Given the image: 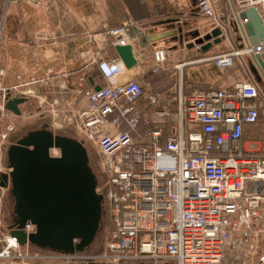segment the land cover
Returning <instances> with one entry per match:
<instances>
[{
    "label": "built area",
    "instance_id": "2783aa9c",
    "mask_svg": "<svg viewBox=\"0 0 264 264\" xmlns=\"http://www.w3.org/2000/svg\"><path fill=\"white\" fill-rule=\"evenodd\" d=\"M241 11L254 7L264 20V0H236ZM10 0L0 13V55L5 17ZM221 0H204L202 15L221 24ZM244 21H248L245 19ZM132 20L108 28L100 40L127 45ZM94 38V35L92 34ZM99 41V40H98ZM200 51V46L195 47ZM264 42L244 44L212 56L220 68L232 67L237 58L261 54ZM98 52L89 55L101 59ZM154 73L168 58L165 49L154 53ZM97 58V59H96ZM101 60L103 66H106ZM182 64L177 68L182 71ZM166 68V67H164ZM3 69L0 64V76ZM23 83L0 81V212L9 187L8 148L16 134L18 116L7 108L10 98L26 97ZM89 104L80 113L81 132L102 157L100 169L108 221L103 254L63 253L34 249L0 230V260L10 264L81 262L100 264H219L229 257L234 264H264V149L247 150L242 143L246 124H256L264 109V97L250 78L231 89H196L181 92L177 110L160 105L164 94L136 80L89 89ZM150 114L156 123L142 131ZM166 118L169 124L164 123ZM13 136V138H12ZM60 150L50 149L52 156ZM254 183L247 191L246 182ZM5 223L0 213V228ZM26 233L36 231L30 221Z\"/></svg>",
    "mask_w": 264,
    "mask_h": 264
},
{
    "label": "crops",
    "instance_id": "0c3cea01",
    "mask_svg": "<svg viewBox=\"0 0 264 264\" xmlns=\"http://www.w3.org/2000/svg\"><path fill=\"white\" fill-rule=\"evenodd\" d=\"M203 1L10 0L4 14L5 32L0 55L3 75L0 81L8 86L24 84L21 89L26 91L28 101L21 106L26 112L21 116L37 123H47L53 131L67 136L75 126L79 137H84L80 113L89 104L86 92L107 84L139 81L147 90L164 94L160 105L171 108L174 115L181 92L188 95L196 89H231L237 81L248 79L244 61L250 55L237 58L230 68H220L213 59H208L235 46L251 44L248 39L246 43L238 40L233 31L232 41L224 40L204 53L196 48L188 49L172 39L147 43L142 47L136 39L130 38L129 44L133 45L137 63L128 68L111 43L110 36L106 41L100 37L106 29L120 26L128 20L142 26L180 17L188 22L187 32L210 28L213 21L202 15ZM3 3L4 0H0V13ZM219 13L230 22L238 18L241 24L244 23L236 0H221ZM249 16L258 17V14L251 12ZM244 35L247 37L245 30ZM157 48L166 49L168 58L163 68L154 73L153 53ZM98 51L99 60L89 55ZM180 64L182 71L177 68ZM148 121L142 123L143 130L156 123L152 114ZM169 121L166 118L164 123L169 124ZM242 143L247 150L264 149L263 108L256 124L245 125ZM253 185L252 181H247V191H252ZM0 264L10 262L0 260ZM33 264L65 263L48 260Z\"/></svg>",
    "mask_w": 264,
    "mask_h": 264
},
{
    "label": "water",
    "instance_id": "95a60500",
    "mask_svg": "<svg viewBox=\"0 0 264 264\" xmlns=\"http://www.w3.org/2000/svg\"><path fill=\"white\" fill-rule=\"evenodd\" d=\"M251 12L254 15L256 12L258 17L251 18ZM240 17L250 22L241 24L237 17L231 22L225 18L221 24L213 23L210 28L190 32L186 31L189 26L186 20L167 18L130 28L129 37L142 47L172 39L188 49L199 45L204 53L224 40L232 41L233 31L244 43L247 39L254 45L264 42V20L257 10L248 8L241 11ZM115 48L128 68L136 65L132 44ZM244 65L247 74L255 76L253 81L264 97V52L250 55ZM100 89L98 86L95 90ZM27 101V97L8 95L6 105L21 116V106ZM53 147L60 149V156L50 154ZM7 163L12 172L10 176L4 175L3 181L8 184L10 178L14 199L11 234L21 244L50 251L72 254L88 250L104 228L105 205L103 194L97 191L98 177L83 142L54 132L48 126L27 131L9 146ZM29 221L36 226L32 233L24 230Z\"/></svg>",
    "mask_w": 264,
    "mask_h": 264
},
{
    "label": "rangeland",
    "instance_id": "374dc122",
    "mask_svg": "<svg viewBox=\"0 0 264 264\" xmlns=\"http://www.w3.org/2000/svg\"><path fill=\"white\" fill-rule=\"evenodd\" d=\"M23 112H25L24 106H23ZM13 120L17 124V130L15 132L16 134L14 135V137L21 136L23 133H26V130H24V128L26 126L30 127V126L37 125L36 121H31L29 119H26L24 116H14ZM141 130L144 131L142 128H141ZM68 136L78 138L79 140H81L83 142L84 146L86 147V149L88 151L92 168L95 171V173L98 177V180H100L101 183H104L105 181H104V178L102 177V172L100 169V163L102 161V157L99 153L98 147L91 140H88L83 134H82V136H84V137L80 138L79 137V131H78L77 127H75V126L71 127ZM12 138H13V136H12ZM14 140H15V138H14ZM2 184L7 185L4 181H2ZM2 202H3V207L1 209V212L3 214V217H4L6 223H4L2 225L0 230L2 232L5 231V233H7V227L11 223V215H12L13 204H14V199H13V196L11 197L10 191L5 193V196L2 197ZM104 202L106 203V200ZM0 208H1V206H0ZM105 219L103 217V223H104L103 227L104 228L102 229L100 235L98 236V238L96 239L94 244L88 250H86L82 253L98 254V255H101L104 253V251H105V239L107 237V229H108V221H107L106 226H105ZM33 248L38 249L34 245H33ZM263 251H264V248H263ZM82 263L83 264H89L86 261L85 262L83 261ZM93 264H100V263L96 262ZM219 264H234V260L231 257H229L227 259V261L221 262Z\"/></svg>",
    "mask_w": 264,
    "mask_h": 264
},
{
    "label": "flooded vegetation",
    "instance_id": "af4514ba",
    "mask_svg": "<svg viewBox=\"0 0 264 264\" xmlns=\"http://www.w3.org/2000/svg\"><path fill=\"white\" fill-rule=\"evenodd\" d=\"M253 80H255L256 78H255V76H252L251 77ZM47 126V123H37V125H34V126H30V127H28V126H26L25 128H24V130H26V132L27 131H32V130H36V129H39V128H42V127H46ZM14 138H16V137H14ZM14 138L12 139V141L14 140ZM90 159V158H89ZM90 164H91V162H90ZM92 166V165H91ZM9 191H10V194H11V197H12V193H11V187L9 188ZM104 219H105V214H104ZM106 223H107V220L105 219V226H106Z\"/></svg>",
    "mask_w": 264,
    "mask_h": 264
},
{
    "label": "bare ground",
    "instance_id": "6f19581e",
    "mask_svg": "<svg viewBox=\"0 0 264 264\" xmlns=\"http://www.w3.org/2000/svg\"><path fill=\"white\" fill-rule=\"evenodd\" d=\"M248 78H250L252 81H253V79L251 78V76L250 75H248ZM55 132V131H54ZM58 150H60V149H58ZM59 153H60V151H59ZM60 156V155H59ZM4 175H8V174H4ZM3 175V176H4ZM6 186H8L9 188L11 187V183H10V178H9V182H8V184L6 185ZM12 193V192H11ZM4 221H5V219H4ZM6 223V222H5ZM8 227L10 228V229H12V227H11V225H8ZM31 246H33L32 244H30Z\"/></svg>",
    "mask_w": 264,
    "mask_h": 264
},
{
    "label": "trees",
    "instance_id": "16d2710c",
    "mask_svg": "<svg viewBox=\"0 0 264 264\" xmlns=\"http://www.w3.org/2000/svg\"><path fill=\"white\" fill-rule=\"evenodd\" d=\"M11 225V224H10Z\"/></svg>",
    "mask_w": 264,
    "mask_h": 264
}]
</instances>
